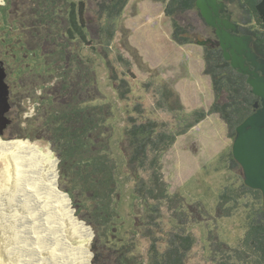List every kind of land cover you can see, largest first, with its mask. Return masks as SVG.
<instances>
[{"label":"trees","instance_id":"16d2710c","mask_svg":"<svg viewBox=\"0 0 264 264\" xmlns=\"http://www.w3.org/2000/svg\"><path fill=\"white\" fill-rule=\"evenodd\" d=\"M94 1L96 14L101 19V24L95 31L98 39L96 43L103 51H107L128 0ZM154 1L164 4L163 14L169 20L171 28L170 40L176 46L205 42L201 45L202 75L209 79L213 101L207 110H196L183 119L182 126L176 132H171L166 123L147 118L139 121L127 113L124 127L127 169L133 174H149L147 180L139 177L133 188V194L146 207L147 226H157L156 220L160 218L163 205L171 208L181 204L180 208H184L183 199L178 194H169L161 172V155L173 145L176 137L214 115L226 127L228 138L233 139L236 128L255 111L254 105L260 106L259 99L252 94L246 82L247 77L232 69L224 60L221 49L216 45V37L195 7L196 0ZM218 1L226 5L232 21L238 24L239 34L252 38L253 52L264 60V0ZM28 2L25 7L27 10L24 11L26 13H22V17L16 18L14 22L0 23V55L4 62L8 58L19 64L16 67V78L6 71L10 104L7 115L13 114L14 106L27 99L38 101L37 112L33 118L21 120L25 110L20 109L15 113L19 120L15 125L8 124L3 133L9 130V139H44L48 142L55 157V183L65 199V212L67 208V212L77 223L70 218L71 221L91 235L93 243L90 255H94V259L99 256V250L95 249L99 246L113 257L112 264H137L131 253L133 245L123 242L113 233L118 217L116 200L119 164L114 158L109 135L105 133L111 114L110 105L87 104L97 99L96 94L83 101L77 96L78 93H85L94 82L90 67L92 60L82 53L84 48L91 46L86 0ZM12 5L6 0V8ZM189 13L197 15L205 32L210 33L212 39L196 41L194 28L183 24L184 17ZM30 54L37 61L43 62L42 67L47 71H40L35 67L32 69L27 63ZM44 72L56 73L55 82L50 89V101L34 95V88L44 86L52 79L50 75H43ZM9 79L13 81L12 86ZM26 80L31 86H26ZM124 84L118 86L121 98H124L121 92ZM157 93L165 100L168 109H174L168 103V97L173 93L167 86H162ZM174 104L177 106L176 110L180 111L178 102L174 101ZM155 106L158 109L165 107L161 99L156 101ZM134 111L141 114L140 105ZM33 120L38 121L37 126L33 124ZM21 123L25 125L21 127ZM218 162L228 170L241 172L231 152L221 155ZM240 178L238 186L223 187L218 196L216 211L225 212L227 216L234 207L243 204L246 212L245 232L239 248L227 247L221 241L216 244L220 255L217 264H264L262 195L258 190L243 184L242 173ZM185 214V211H181L177 216ZM179 220L184 221L180 217ZM183 224L167 233L162 250L159 248V238L152 236L150 229L147 230L149 245L145 264H185L194 238L185 231Z\"/></svg>","mask_w":264,"mask_h":264},{"label":"rangeland","instance_id":"374dc122","mask_svg":"<svg viewBox=\"0 0 264 264\" xmlns=\"http://www.w3.org/2000/svg\"><path fill=\"white\" fill-rule=\"evenodd\" d=\"M10 1L13 3L12 7L0 8L1 24L14 22L22 13H26L24 11L27 10L25 7L29 3L28 0ZM86 5L91 46L84 48L82 53L92 60L90 67L93 70L94 82L85 93H78L77 96L80 101H83L96 94L97 99L87 104L110 105L111 114L107 120L105 133L109 135L114 158L119 164L116 200L118 217L113 233L123 242L127 241L128 244L133 245L131 253L137 264H145L149 245V238L146 237L147 230L150 229L152 236L159 238V248L162 250L167 233L175 226H181L184 223L185 231L194 238V244L187 255L185 264H217L220 255L216 244L221 241L227 247L239 248L246 221L243 204H238L227 216L225 212L216 211L218 196L223 187H235L241 181L239 170H228L218 162L221 155L231 152L232 146V139L228 138L224 124L217 116H208L185 134L177 136L173 145L161 155V172L168 192L171 196L178 194L183 199L184 208H180L181 204L171 208L163 205L160 218L156 220L157 226L145 225L146 207L133 194L136 180L139 177L147 180L149 174L142 172L133 174L128 171L126 137L124 136L127 113L139 121L147 118L166 123L171 132H176L182 126L181 121L189 117L192 112L209 108L213 97L209 79L202 75L203 46L194 43L178 47L170 40V22L164 17L163 3L154 0H128L117 21L115 36L107 51H103L96 43L98 39L95 31L101 24V19L96 14V2L86 0ZM183 24L194 28L196 41L212 39L210 33L205 32L195 13L186 15ZM28 59L27 63L31 68L47 71L42 67L43 62L37 61L35 56L30 54ZM4 66L5 70L11 72L13 78H16V67L19 64L15 63L14 59L7 58ZM55 74L44 72L43 75L47 77L50 75L52 79L44 86L34 88V95L45 97L44 101H50L48 99L52 92L50 89L55 82ZM12 82L9 79L10 86L13 85ZM122 83H125L121 90L124 98H121L120 90H118V86ZM25 84L27 87L31 86L27 80ZM162 86H167L173 93L168 97L169 105L174 108L172 110L166 107L165 100L157 93ZM15 91L18 93L16 87ZM160 99L165 106L163 109L155 106L156 101ZM174 101L181 106L180 111L176 110ZM33 104H35L34 115L25 117L24 113ZM137 105H140L141 114L134 111ZM37 106V100H22L18 106H14L13 114L7 115L9 124L15 125L17 119L19 120L15 113L20 109L25 110L21 120L33 118L37 112ZM37 122L34 121L33 124L37 126ZM24 125V123L20 124L21 127ZM8 131L0 135L1 140H27L40 149H50V145L44 139L34 141L9 139ZM51 153L55 160L52 151ZM55 182L56 176L51 186H55ZM15 186L16 183L14 185L11 183V174L9 175L6 170V162L0 159V264H56L52 258H35L30 251H23V248H27L23 244L28 242L25 238L28 233L33 234L34 239L40 238L35 228L24 225L25 213L22 207L26 206L23 204L25 196ZM57 194L64 213V199L60 192ZM181 211H185L186 214L177 216V213ZM179 217L184 221L180 222ZM19 233L22 234V239ZM84 233L86 234L85 231ZM86 236L89 245L84 253L86 257L83 258L82 264H112L113 257L99 246L95 248L99 250V256L94 259V255H90L92 237L88 234ZM45 243L46 240L42 236L41 246L36 242L34 252L41 248L45 249Z\"/></svg>","mask_w":264,"mask_h":264},{"label":"bare ground","instance_id":"6f19581e","mask_svg":"<svg viewBox=\"0 0 264 264\" xmlns=\"http://www.w3.org/2000/svg\"><path fill=\"white\" fill-rule=\"evenodd\" d=\"M0 159L6 162L11 183H16L15 187L25 196L23 204L26 206L22 207L24 225L35 228L40 238L34 239V235L28 233L25 236L28 242L23 244L27 248H23V251H30L35 258H52L56 264H82L89 240L82 228L71 222V219L76 221L67 208L70 217L63 213L56 183L51 186L55 178V160L50 149H40L27 140L0 139ZM42 236L46 240L45 249L34 252V245L36 242L40 244ZM19 237L22 239V234L19 233Z\"/></svg>","mask_w":264,"mask_h":264},{"label":"water","instance_id":"95a60500","mask_svg":"<svg viewBox=\"0 0 264 264\" xmlns=\"http://www.w3.org/2000/svg\"><path fill=\"white\" fill-rule=\"evenodd\" d=\"M195 7L216 37L224 60L247 77L252 94L259 99L260 106L254 105L255 111L236 128L231 155L241 169L243 184L261 193L264 209V60L253 52L252 38L239 34L238 24L232 21L222 1L196 0ZM9 110V87L0 60V135L10 122Z\"/></svg>","mask_w":264,"mask_h":264},{"label":"built area","instance_id":"2783aa9c","mask_svg":"<svg viewBox=\"0 0 264 264\" xmlns=\"http://www.w3.org/2000/svg\"><path fill=\"white\" fill-rule=\"evenodd\" d=\"M5 6H6V0H0V8L5 7ZM27 101H29V99H27ZM34 106H35V104H33L31 107L28 108V111L24 113L25 117L32 116V114L35 110Z\"/></svg>","mask_w":264,"mask_h":264},{"label":"flooded vegetation","instance_id":"af4514ba","mask_svg":"<svg viewBox=\"0 0 264 264\" xmlns=\"http://www.w3.org/2000/svg\"><path fill=\"white\" fill-rule=\"evenodd\" d=\"M9 1H10V0H9ZM10 2H11V1H10ZM212 33H213V32H212ZM0 60H2V59H1V55H0ZM2 61H3V60H2ZM3 65H4V61H3ZM4 69H5V66H4ZM5 71H6V70H5Z\"/></svg>","mask_w":264,"mask_h":264}]
</instances>
